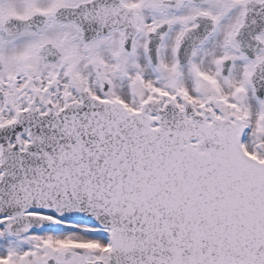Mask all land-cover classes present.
Wrapping results in <instances>:
<instances>
[{
    "label": "snow or ice",
    "instance_id": "snow-or-ice-1",
    "mask_svg": "<svg viewBox=\"0 0 264 264\" xmlns=\"http://www.w3.org/2000/svg\"><path fill=\"white\" fill-rule=\"evenodd\" d=\"M0 264H264V0H0Z\"/></svg>",
    "mask_w": 264,
    "mask_h": 264
}]
</instances>
